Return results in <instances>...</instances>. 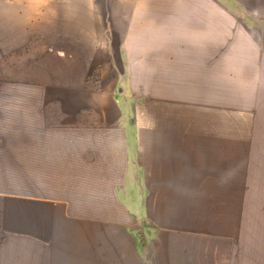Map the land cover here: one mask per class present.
<instances>
[{
  "label": "crops",
  "instance_id": "0c3cea01",
  "mask_svg": "<svg viewBox=\"0 0 264 264\" xmlns=\"http://www.w3.org/2000/svg\"><path fill=\"white\" fill-rule=\"evenodd\" d=\"M10 10L71 94L0 99V264H264V0Z\"/></svg>",
  "mask_w": 264,
  "mask_h": 264
},
{
  "label": "rangeland",
  "instance_id": "374dc122",
  "mask_svg": "<svg viewBox=\"0 0 264 264\" xmlns=\"http://www.w3.org/2000/svg\"><path fill=\"white\" fill-rule=\"evenodd\" d=\"M9 15L0 20V99L68 97L71 92L61 86L60 60L41 58L40 44L15 41L11 10Z\"/></svg>",
  "mask_w": 264,
  "mask_h": 264
}]
</instances>
